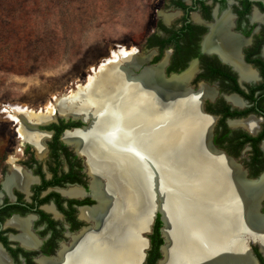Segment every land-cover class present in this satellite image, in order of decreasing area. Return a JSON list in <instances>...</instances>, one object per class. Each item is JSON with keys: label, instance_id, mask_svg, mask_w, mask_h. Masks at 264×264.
Segmentation results:
<instances>
[{"label": "flooded vegetation", "instance_id": "af4514ba", "mask_svg": "<svg viewBox=\"0 0 264 264\" xmlns=\"http://www.w3.org/2000/svg\"><path fill=\"white\" fill-rule=\"evenodd\" d=\"M165 13L174 17L169 19ZM157 17L143 44L135 47L149 57L134 67L135 74L163 62L162 73L167 78L195 68L188 82L189 92L182 99L184 105L192 99L198 113L212 120L207 130L209 147L239 166L245 179L259 181L264 175V0H171ZM170 66L178 70H170ZM201 87L211 95L204 97ZM116 103L113 111L117 119ZM74 111L67 115L56 112L43 123L27 118L14 121V133L0 138V264L97 263L96 256L90 257L95 255L93 242L110 224L106 223L108 196L102 195L117 184L99 168L96 175L101 185L95 174L91 175L89 157L81 152L80 145L92 152L99 148L98 143L86 134L91 129L86 130L89 123L79 116L84 113L73 115ZM100 112L93 115L94 124L101 120L97 119ZM140 118L133 126L142 127L141 134H161L162 119L154 114ZM251 118L255 121L253 130L244 123ZM22 123L39 136L37 142L22 137ZM75 132L81 140L75 139ZM100 199L106 212L96 217ZM259 213L264 215V192ZM191 221L190 245L195 258L217 252L214 262L229 264L231 243L212 233L213 221H206L208 225L194 217ZM163 226L162 214L157 212L150 227L141 232L146 252L143 264H159L163 258ZM238 234L256 240L249 242V255L254 264H264L259 239L252 233Z\"/></svg>", "mask_w": 264, "mask_h": 264}, {"label": "bare ground", "instance_id": "6f19581e", "mask_svg": "<svg viewBox=\"0 0 264 264\" xmlns=\"http://www.w3.org/2000/svg\"><path fill=\"white\" fill-rule=\"evenodd\" d=\"M165 16L170 19L174 14L165 13ZM148 58L147 55L140 54L136 48L114 52L112 59L95 71L97 75L91 77L88 83L75 93L60 100L56 105H48L43 112L36 113L33 110L23 109L14 118L17 121L27 118L28 121L43 123L55 117L56 112L67 115L84 105L95 107L105 100L108 87L114 88V96L118 95L116 108L117 110L119 108V114L117 121L113 123L117 126L110 130V125L103 132L104 143L109 148L100 144V147L92 152L81 145L80 149L82 153L88 155L91 175L95 174L99 185L101 180L96 175L97 168L105 169L111 181L110 173L114 176L115 172L122 173V193L133 215L131 214L127 220L123 221L121 217L116 223L108 224V228L95 238L93 244L96 246L92 248L95 250V255L90 254L91 259L96 256L95 264H138L139 260H143L142 250L145 241L141 237V232L152 224L155 209H150L148 195L149 190L154 188L153 181L158 179L150 164H153L158 171L161 182L158 189L162 195V206L169 216V227L165 230L169 245L164 250L166 259L161 264H217L214 262L217 252H209L205 258H195L188 235L189 231L191 232V225L187 230L185 229L186 236L181 233L179 239L176 240L175 237L174 245L169 230L179 224L182 216L202 219L205 222L213 221L211 228L215 230H211L212 233L218 234L221 240L231 243L229 248L232 260L229 264H254L246 247V239L238 233H248L247 235L250 236L251 233L254 234L264 251V215L259 213V200L262 199L264 192V175L259 181L245 179L239 166L223 153L215 152L209 147L207 130L212 120L198 113L193 107L192 99L185 105L182 100L189 92L188 82L195 68H191L181 76L168 79L162 73L163 62L135 74L134 67L141 65ZM200 93L204 97L211 95L205 87H201ZM230 100L235 104L238 103L233 97ZM109 102L108 100L97 119H101L115 109L113 105L108 109ZM90 113L93 117V113L88 114ZM150 114H154L164 122L160 135L157 133L154 136H144L139 131L140 128L124 122L127 117ZM174 114L176 118L173 119L171 116ZM244 123L251 130L255 128L253 118ZM189 127L193 130V136L191 141H186L185 133ZM20 133L25 139L32 138L36 142L39 140V136L27 130L23 123ZM198 134L200 140L196 142ZM75 136L76 140H81L79 132H75ZM109 149L114 151L110 153ZM123 149L135 150L142 157V162L149 165L144 167V162H139V170L143 172L142 185L137 184V181L132 183L130 177L119 170L118 165H122L120 159L123 156H131ZM123 163L125 164V161ZM107 184L110 186L109 182ZM136 189L139 191L141 204L137 210L135 209V205L138 204ZM154 191H158L157 188ZM102 196L106 198L107 193ZM105 212L104 203L97 209L95 216L101 217ZM206 223L208 225V222ZM239 226L242 230L238 229Z\"/></svg>", "mask_w": 264, "mask_h": 264}, {"label": "rangeland", "instance_id": "374dc122", "mask_svg": "<svg viewBox=\"0 0 264 264\" xmlns=\"http://www.w3.org/2000/svg\"><path fill=\"white\" fill-rule=\"evenodd\" d=\"M170 4L171 0H0V138L14 133L17 111H45L48 105H56L85 86L114 52L143 44L157 14ZM108 100V109L116 102L118 106L111 87L95 107L84 105L74 112L88 116L92 109L96 115ZM140 117L124 122L135 126ZM149 119L155 120L153 116ZM116 121L112 110L86 134L99 135L105 141L103 132L110 125V130L114 129ZM192 136L189 127L186 141ZM100 170L108 175L105 169ZM110 174L122 188V173L115 172L117 177ZM191 222V217L182 216L169 230L174 245L175 237L186 236ZM196 232L200 233L198 226ZM188 235L191 239L190 231Z\"/></svg>", "mask_w": 264, "mask_h": 264}, {"label": "water", "instance_id": "95a60500", "mask_svg": "<svg viewBox=\"0 0 264 264\" xmlns=\"http://www.w3.org/2000/svg\"><path fill=\"white\" fill-rule=\"evenodd\" d=\"M108 62L109 61H106V63H108ZM98 69H97V71H98ZM174 76H178V74L172 73L171 76L168 77V79L171 78V77H174ZM79 116H80V118H82V120L84 122H88L89 123V128H86L87 131H89L90 129H92L94 127L95 124H94V119H93L92 116L91 117H88V118H86V116H83V115H79ZM91 140L93 142H96L97 141L98 147H100V144H101L102 147L103 146H106L107 149L109 148L107 146V144L104 143L103 139L99 135H96V136L93 135V138ZM110 151L112 152L114 150H112V149L110 150L109 149L108 152H110ZM124 151H128L131 154V156L125 157V156H123L120 153V155H122L123 158L120 159V163H122V165H118L119 166L118 167L119 170H121L123 173L127 174L130 177V181L132 180L131 181L132 183H137L138 182L137 184L142 185L143 172H140V170H139V166H140L139 165V162H142V160H143L142 157L139 156L138 153L135 150H132L131 149V150H124ZM138 158H139V160L137 161ZM112 161L115 162L116 160H112ZM123 161H125V164L123 163ZM143 164H145L144 167L149 166L145 162ZM150 166H151V169L153 170V172L156 174V176L158 178L157 179L155 177V179H157V180H154L153 181L154 182V188L152 187V190H149V195L148 196H149L150 209L151 210L152 209H155L154 215H155V213L160 212L162 214V220L164 221V226H163V229L162 230H163V235L165 237V242L166 243L162 247L163 258L159 261V264H161L166 259V254H165L164 250L167 247V245H169L168 238L166 237V233H165V230L167 229V227H169V219H168L169 216L167 215L166 210L163 209V206H162V195H161L160 190L158 189V187L160 186V183H161L160 182V177L158 176V171H157L156 167H154L153 164H150ZM131 177H133V178H131ZM135 181H137V182H135ZM134 185H136V184H134ZM155 188H157L158 191L155 192L154 191ZM135 192L137 193V196H138V200H137V203L138 204L135 205L136 206L135 209L137 210L138 208L141 207L140 206L141 204H140V195H139L138 189H136ZM105 193H107V196H108V200H106V202H107L106 204H108V207H107L108 212L107 213H109V215L107 216V219H106V223L110 222V224H112V222H117L119 220V218H121V217H122L121 220H123V221L124 220H127L128 217L129 218L131 217V214L133 212L130 211L131 209L130 210L128 209L126 200L124 199V195L122 193V188L118 184L115 185V186L113 184L111 186V188L109 189V191L107 189L105 191ZM103 201L104 200L100 199V202L102 204H103ZM111 209H113V210H112V214L110 215V210ZM145 231L146 230H144L143 232L145 233ZM252 239L253 238L248 239V237H246V247H247L248 251H250L249 242ZM252 241L255 242L256 240L253 239ZM147 242H148V239H147ZM143 250H142V253L144 254V257H145L146 252L143 251ZM143 260L142 259L139 260L138 264H143ZM256 264H258V263H256Z\"/></svg>", "mask_w": 264, "mask_h": 264}, {"label": "trees", "instance_id": "16d2710c", "mask_svg": "<svg viewBox=\"0 0 264 264\" xmlns=\"http://www.w3.org/2000/svg\"><path fill=\"white\" fill-rule=\"evenodd\" d=\"M170 70H178L177 68H174L173 66H170V68H169ZM162 225V222H161V220H160V218L158 217V225L157 226H161ZM162 242V239L161 240H159V243H161ZM159 254H157V257L156 258H158L159 256H158ZM156 260V259H155Z\"/></svg>", "mask_w": 264, "mask_h": 264}]
</instances>
